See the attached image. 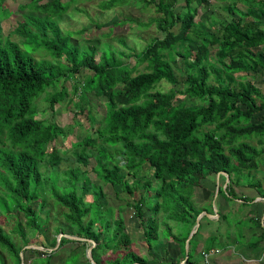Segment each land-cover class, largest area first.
I'll use <instances>...</instances> for the list:
<instances>
[{"label":"trees","instance_id":"obj_1","mask_svg":"<svg viewBox=\"0 0 264 264\" xmlns=\"http://www.w3.org/2000/svg\"><path fill=\"white\" fill-rule=\"evenodd\" d=\"M4 1L0 0V213L9 217L22 213L33 232L39 226L48 227L47 218L39 223L33 209V203L39 199V208L45 205L40 194L48 192L65 209L63 218L71 228L68 235L85 239L78 241L82 246L88 243L86 240L94 242L91 256L101 247L117 252L130 245L124 220L115 218L113 210L99 200L102 188L95 186L79 168L59 173L55 183L44 191L47 182L42 169H57L62 154L66 155L68 150L55 146L62 132L56 124H45L35 101L46 94L49 109L53 111L58 100L66 96L65 85L60 92L54 90L59 82L75 78L85 68L92 74L84 79L79 96L92 92L95 97L104 98L105 115L97 122L91 120V126L96 125L93 134L70 145L75 160L88 166L93 159V174L103 183L120 186L128 195L126 206L133 208L148 252L159 240L161 220L186 224L189 229L184 236L178 234L179 237L166 227L167 237L180 250L177 258L180 264L185 256V241L197 216L203 211L212 214V209L200 208L196 201L197 193L205 192L202 181L219 172L226 173L229 182L224 190L219 186L217 194L223 193L225 199L233 201L235 188L242 184L245 172L258 170L264 164V86L260 89L253 83L264 71V27L261 26L264 0H232L228 11L238 14V18L214 32L196 21L198 9L208 0H182L178 12L174 9L180 0H133L153 5L159 15L153 21L161 37L153 38L134 55L105 50L98 61L95 44L84 52L70 46V36H63L55 20L66 11L68 0L45 3L30 0L20 7L36 8L45 16L22 17L13 30L24 38L19 43L2 37L1 21L10 15ZM128 1L107 0L99 8L109 11ZM236 3H244L246 10L232 9ZM175 27L177 31L172 30ZM192 43L194 48L189 46ZM41 47L54 61L44 63L32 58L30 53ZM211 48L215 49L214 53ZM173 53L183 60L182 82L176 80L169 61ZM116 54L131 57L133 61L123 64ZM62 57L66 58L67 66L61 62ZM140 66L144 68L142 71ZM162 81L172 85V89L168 92L156 89ZM178 84L181 87L175 90ZM48 88L54 91L50 94ZM73 90L77 95L78 87L74 85ZM177 94L193 99L195 104L177 105ZM84 111L86 107H78L77 112ZM144 170L148 178L142 182L137 175ZM60 174L63 185L58 186ZM219 178L225 184V178ZM245 180V185L264 198L261 183ZM89 191H93L92 201H85ZM239 200L245 206L251 199ZM218 220L226 219L219 215ZM243 220L235 224L232 244H223L220 236L227 243L229 235L225 238L217 232L205 241L203 252L212 253L215 247L225 251L240 243L244 239L240 230L245 224ZM248 221L253 223L251 226L261 227L259 218ZM23 227L18 220L14 229L23 239V246H18L0 227V249L15 264L21 262L22 249L33 244L24 239ZM199 231L200 227L189 241L184 264L194 263ZM259 237L264 240V229ZM45 238L52 251L26 249L37 255L33 258L39 261L37 264H54L57 261L53 257L61 247L77 242L62 238L56 248V238ZM254 238L239 249L244 257L259 246ZM0 262H4L1 256ZM147 263L146 257L126 264Z\"/></svg>","mask_w":264,"mask_h":264},{"label":"rangeland","instance_id":"obj_2","mask_svg":"<svg viewBox=\"0 0 264 264\" xmlns=\"http://www.w3.org/2000/svg\"><path fill=\"white\" fill-rule=\"evenodd\" d=\"M47 1L52 0H42L41 3H45ZM68 1L70 3L67 4L66 11L57 16L55 20H57L59 28L62 29L61 31L63 36H70V46L74 45L78 47L80 51L84 52L92 44H95L97 48L95 52L96 61L99 60V56L105 52V50L110 51V49L115 53L123 52L127 55L137 54L141 52L153 38L161 37V34L158 32L156 24L153 21L159 16L155 12L153 5H144L139 1L129 0L125 4L119 5L112 10L102 11L100 10L99 5L101 2L107 0ZM29 2L30 0L4 1V7L7 14L10 13L8 18L1 21V34L4 39H10L16 43L24 41L23 37H19L13 32L14 27H16V25L22 20V17L27 14L33 15L34 17L45 16L43 12L37 10L36 8L20 9V7L28 4ZM61 2H65V0H61ZM231 2L232 0H208L204 6L198 9L196 21L210 32L216 31L222 25H225L226 23L231 22L233 19L238 18V14L228 11L229 6H231ZM182 4V0L178 1L174 11L178 12L181 9ZM243 4L244 3H236L232 9L245 11L246 6ZM257 7H260V4H257ZM261 26L264 27V16L261 20ZM172 30L177 31V28L175 27ZM189 46L194 48L195 44L192 43ZM214 52L215 49L211 48V53ZM30 54L37 62L49 63L54 61L52 56L43 47L33 51ZM116 57L123 64L131 63L133 61V58L127 56L119 57L116 54ZM169 61L171 63L176 80L178 82H182L185 78V71L182 65L183 60L173 53L172 56L169 57ZM61 62H63L65 66L68 65L65 57L61 58ZM143 69V66L139 67V70L142 71ZM261 73L262 74L259 75L257 79L253 81V83L260 89H263L264 71H261ZM91 74L92 73L88 69L83 68L75 78L71 77L65 82L61 80L57 88L54 90L60 92L62 87L65 85L66 96L63 99L58 100L53 108V111H50L49 109L50 104L46 100V94L41 95L35 101V106L39 112V117L45 121V124H56L62 132V136L58 137V141L55 143V146H64L68 150L66 155L62 154L63 160L57 169H51L49 167L42 169V171L45 170V178L47 182V186L44 188V191L47 188H50V185L55 183L59 173L73 168H79L80 171L86 175L95 186L102 188V197H100L99 200L113 210L112 214L115 218L121 217L124 220L126 228L125 232L130 237L131 243L127 249H120L117 250V252H113L110 247H101L95 250L91 256L94 263L126 264L128 261H134L137 259L139 260L140 258L147 257V264H177L178 246L173 242V240H171V238L169 239V237H167L168 233L166 227L169 226L172 229L171 233L174 236L179 237L178 234L181 236L186 234V231L189 229L187 228L188 226L184 223H177L167 220L162 222L161 220L159 222V240L153 245V249L148 252L145 245L143 244L142 231L138 225V221L134 217L133 208L126 206V200L129 199L128 195L122 192L120 186L103 183L93 174L91 171V168L94 166L93 159L90 160L88 166L83 165V163H78L75 160L74 149L70 145L76 140H81L85 136L93 134V130H95L96 125L94 127L91 126V120H96L97 122L105 115L104 98L95 97L92 92H87L84 96H79L83 89L84 79ZM74 85L78 87L77 95L74 94ZM180 87V84L176 85L175 90H179ZM156 89L162 92H168L170 89H172V85L162 81ZM54 90L52 88H48V92L50 94ZM175 103L177 105L183 106H193L195 104L193 99H189L186 96H182L180 94H177ZM78 107H86V111L82 113L77 112ZM87 109L88 115H91L92 118L87 115ZM252 144L257 145L256 141H253ZM245 173L246 177L248 173L250 174L247 177L249 181L262 184L264 180V164L260 167V170H253L249 172L246 171ZM147 175L148 172L144 170L139 175H137V179H141V181L144 182L145 179L148 178ZM216 176V180L213 182V202L208 205L203 204L205 205L203 207L208 211L210 209H213L214 211V202L216 204L219 203V198L215 196L217 187L221 186V189L224 190L226 186V182L224 186V183H222L220 179L218 183ZM209 179H211V176L203 180L202 185L205 186ZM57 185H63L62 174H60L58 178ZM92 194L93 191H89V195L85 198V201H92ZM40 195H42V197L45 199V205L40 209L39 205L41 200L39 199L36 203H33V209L39 216V223L43 222L47 218L48 227L46 225L43 227L39 226L37 231L33 232V230L26 225L23 214L19 212L16 213L14 217L5 216L0 213V227L5 231V233L11 236L18 246H23V239L16 232H14L16 223L18 220H20L24 226V239L33 243L27 246L42 248L45 246L47 249H44V247L41 251H49L51 248L47 246L49 241H47L45 237L48 236L51 240L56 238L57 248L62 238L69 239L67 236H71L68 235L71 228L66 225L63 218L65 209L57 205L48 192H42ZM221 195H223V193L219 196ZM136 197H138V195H136ZM230 202L228 201L229 205L234 204L233 201ZM237 206L239 209L242 207L241 205ZM102 213L106 214L104 211ZM146 214L148 215V212ZM160 217L161 215H159V218ZM159 218L158 220H160ZM163 223L165 225H163ZM194 225L191 227L190 232L194 228ZM43 231H45V234ZM80 243L82 242L77 241L75 243H70L64 247H61L53 257L54 261H57L54 264H84L86 262L91 264L88 257L86 256V253L87 250L92 247V244L88 242L82 246ZM25 247L22 249V255L24 254V258L20 264L39 263V261L33 259L37 255H32L31 253L26 252V249L29 248ZM128 250L130 252L126 253ZM184 252L186 255L185 245ZM74 253L76 255H72ZM195 255L196 262L194 260L193 264H213L212 262H214V264H260L256 260L247 261L246 258L248 259V257H243L245 255L239 252L238 254L233 253L231 248L221 251L219 254H217V256H214V258L213 256H209L207 262H205L204 258L199 252L195 253ZM0 256L4 259L3 264H15L14 260L9 257L6 251L0 249ZM181 256H183L182 253Z\"/></svg>","mask_w":264,"mask_h":264},{"label":"crops","instance_id":"obj_3","mask_svg":"<svg viewBox=\"0 0 264 264\" xmlns=\"http://www.w3.org/2000/svg\"><path fill=\"white\" fill-rule=\"evenodd\" d=\"M258 170H260V168ZM247 177L245 176V179H248ZM245 179H242L241 181L242 184L235 188L236 198L235 200H233L234 204L229 205L228 201L230 202V200L225 199L223 195L221 196L217 195V198H219V203L216 204L214 202V208L217 210V216L213 218H207L206 216H203L201 218L200 225H199L200 231H199V236L197 238L198 245H197L196 253L199 252L201 254V252H203V245L205 241L206 240L208 241V238L216 235L217 232H219L220 234L223 233L225 238L227 237V235H229L230 240L227 243H225L222 236H220L221 242L223 244H229V243L232 244V240L235 237L233 235L234 230H236L234 228L235 224L237 220L242 218L244 219L243 221L245 222V224L242 225L240 230H241V236L244 239L241 241L242 243L241 242L236 243L234 246L231 245L230 248L233 250V253L238 254V252L240 253L239 249L245 248V244L247 243L249 244L253 242L252 239L255 237L254 242L259 241V246L248 253V255L246 256L248 257V259L246 258V260L247 261L256 260L260 264H263L264 262V240H260L259 236L262 233V229H264V217H263L264 216V198H261L260 194L255 189L245 185L247 183V180ZM215 180H216L215 177L213 178L211 177V179H209L207 184L203 186L205 188V192H204L205 194L203 193L202 190H200L197 193L196 201L199 204L198 206L200 208L205 209L203 206L211 204L213 202V197H212L213 186H214L213 182ZM217 182L219 183L218 179H217ZM262 191L264 192V180L262 183ZM239 198H247L251 200L247 201V205L242 206L241 205L242 201L239 200ZM237 205L239 206L241 205L242 206L241 209H239ZM212 214H213V209H212ZM219 215L224 217V219L226 220L220 222L218 220ZM256 218H259L261 227L251 226L253 223L251 221H248L249 219H256ZM221 251L223 250L220 247H215L213 252L208 253V254H210L214 258V256H217V254H219ZM177 252H178L177 255L180 256L179 248H177ZM257 254H259V256H257ZM194 260L196 262L195 257L193 259V262ZM212 263L214 264V262Z\"/></svg>","mask_w":264,"mask_h":264},{"label":"water","instance_id":"obj_4","mask_svg":"<svg viewBox=\"0 0 264 264\" xmlns=\"http://www.w3.org/2000/svg\"><path fill=\"white\" fill-rule=\"evenodd\" d=\"M220 176L225 177V182H226V184L229 182V178H228V176H227L226 173H224V172H219V173L217 174V179H218V180H219V177H220ZM218 189H219V187H217V191H216V195H215V196H217ZM203 216H206L207 218H213V217H216V216H217V210L214 208L213 214H208V213L202 212V213H200V214L197 216V218H196V220H195L194 228L192 229V231L190 232L188 238L186 239V242H185L186 255H185V259H184V261H182L181 264H184V263L186 262L187 258H188L187 253H188L189 241H190V239L192 238V236L197 232V230H198V228H199V225H200V220H201V218H202ZM263 217H264V216H263ZM67 237H68L69 239H71V240L85 241V239H83V238H78V237H74V236H67ZM86 241H88V242H90V243L92 244V247H90V248L87 250L86 256L88 257V259H89V261H90L91 264H96V263H94V262L92 261V258H91V250H92V248L95 246V244H94V242L91 241V240H86ZM25 248H34V249H36V250H42V249H43L42 247H35V246H27V247H25ZM49 251H51V250H49ZM20 258H21V262H22V260H23V255H22V253H20Z\"/></svg>","mask_w":264,"mask_h":264},{"label":"built area","instance_id":"obj_5","mask_svg":"<svg viewBox=\"0 0 264 264\" xmlns=\"http://www.w3.org/2000/svg\"><path fill=\"white\" fill-rule=\"evenodd\" d=\"M201 256L204 258L205 262H207L209 256H211L210 254H207L205 252H201Z\"/></svg>","mask_w":264,"mask_h":264}]
</instances>
